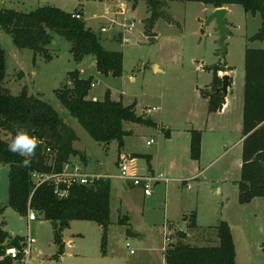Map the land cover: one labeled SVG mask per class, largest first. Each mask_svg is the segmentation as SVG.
Masks as SVG:
<instances>
[{
	"label": "rangeland",
	"instance_id": "374dc122",
	"mask_svg": "<svg viewBox=\"0 0 264 264\" xmlns=\"http://www.w3.org/2000/svg\"><path fill=\"white\" fill-rule=\"evenodd\" d=\"M124 2L128 9L117 12L116 6L123 10ZM45 5L82 11L87 26L97 33L101 44L107 50L123 52V75L100 74L92 63L93 56L77 62L71 42L60 36L47 46L52 56L47 61L31 49L18 48L0 25V43L7 63L5 86L14 95L26 88L29 94L52 104L73 127L79 136L74 146L88 157L87 170L107 174L111 179L112 216L106 258L102 226L86 220L72 221L63 231L66 243L60 258L54 222L39 214L37 220L29 221V213L23 216L6 206L0 217L6 221L11 239L5 243L20 235L24 239L29 234L36 238L30 254L22 260L14 259L15 264H167L165 250L178 241L218 245L217 226L222 221L231 227L238 264H264V197L257 196L249 202L240 200L242 150L234 144L242 136L245 52L248 47L264 48V40L252 39L261 27V14L253 15L241 5L232 4L226 16L228 32L223 52L218 24L215 19L209 20L214 10L199 1H169L165 9L178 23L159 18L155 33L146 35L145 20L150 13L145 0H138L135 8L133 0H0V6L23 12ZM131 21L134 27L126 31L124 23ZM216 65L221 70L214 73ZM74 69L83 70L85 77H94L95 85L88 97L102 100L110 90L111 97L125 105L136 102L137 110L155 125L126 122L124 127L133 132L124 137L123 147L116 140H94L56 95V90L71 85L69 71ZM225 74L230 75L232 82L228 91L231 107L220 115L210 110L209 96L222 87ZM213 100L216 103L218 98ZM193 128L201 130L197 159L191 156V148L188 152L186 141ZM2 135L11 140L10 134L3 131ZM151 139L153 142L147 144ZM73 160L84 162L79 156ZM122 162L134 166L140 174H150L151 165L156 169L160 175L152 182L150 196L118 176ZM193 173L197 179L190 178ZM184 177H188L186 183ZM8 192L9 166L0 164V205L8 204ZM184 207L196 212L200 228L189 229V236L180 238L179 223L173 233L169 223ZM120 210L127 215L121 216L127 221L125 224L118 222ZM127 229L140 236L128 238ZM71 239L73 245L69 248L67 241Z\"/></svg>",
	"mask_w": 264,
	"mask_h": 264
},
{
	"label": "trees",
	"instance_id": "16d2710c",
	"mask_svg": "<svg viewBox=\"0 0 264 264\" xmlns=\"http://www.w3.org/2000/svg\"><path fill=\"white\" fill-rule=\"evenodd\" d=\"M134 1V7L138 0ZM150 16L146 18V35L154 34L159 18L169 23H178L165 9L171 0H145ZM199 1L215 9L232 4L241 5L253 15L260 13L262 24L253 40H264V0H181ZM80 15V17H78ZM0 25L13 38L20 49H31L41 54L47 61L52 60L48 45L54 35L71 42V52L77 62L86 56H93L97 70L105 76L123 75V52L107 50L97 33L89 26L80 10L66 11L60 7L45 5L29 12L0 6ZM214 73L221 70L214 66ZM7 74L6 51L0 43V164L9 166L8 204L0 205V215L10 206L21 215H28L32 209L41 217L55 224V240L64 252L63 231L72 221H94L104 230L102 248L106 250V238L111 224L110 178L100 177L90 185L72 183L61 196L56 192L53 180L38 184L34 173H59L73 157L85 159L81 150L74 147L79 139L73 127L66 122L57 109L38 96L29 94L24 88L14 95L5 86ZM80 69L69 71L71 85L56 90V95L70 115L78 119L82 126L99 143L118 141L124 146V137L131 134L126 122L154 126L155 122L141 112L137 114L136 102L125 105L122 100L111 97L107 90L104 99L88 97L94 80L93 76L83 78ZM223 83V80H222ZM222 92V91H221ZM218 98L214 103L213 98ZM226 94L214 92L209 96L211 111L223 107ZM20 128L27 129L37 139L36 154L29 167L22 165L24 157L8 151V144ZM11 135V140L2 132ZM37 132L38 135L35 133ZM242 134V168L238 181L240 200L249 202L257 196L264 197V48L248 47L245 52V83ZM191 156L199 158L201 152V130L191 131ZM43 138L40 139L39 136ZM50 148V151L48 149ZM120 224L127 221L120 217ZM0 220V264H14V258L7 255L8 248L18 247L24 238L16 236L11 242V234ZM199 228L195 212H191L187 230ZM187 230H180L179 237L188 236ZM206 232V230H203ZM219 244L192 245L178 241L166 248L167 264H237L236 245L230 225L222 221L217 226ZM209 238V237H207Z\"/></svg>",
	"mask_w": 264,
	"mask_h": 264
},
{
	"label": "built area",
	"instance_id": "2783aa9c",
	"mask_svg": "<svg viewBox=\"0 0 264 264\" xmlns=\"http://www.w3.org/2000/svg\"><path fill=\"white\" fill-rule=\"evenodd\" d=\"M123 10L126 7L123 5ZM80 17V15H78ZM124 26L127 30H132L134 27V22L131 21L130 23H124ZM102 30H106V28H103ZM125 36V35H124ZM125 39V38H124ZM95 83H92V86H94ZM155 108V107H154ZM153 142V139L147 142V144H151ZM50 151V148L48 149ZM120 173L118 176L122 178L123 180H126L127 182H131L133 186L140 187L143 189L145 195H151L152 194V182L154 179H157L158 176H155L154 174H137L132 171L131 166L128 165L125 162L120 163L119 165ZM34 179L35 181L40 184L43 181L47 180H53L56 185V192L63 196L66 193V190H60L58 188V185L60 182H65L67 184V187L71 185L72 183H79V184H84V185H90L92 184L95 179L104 177L108 178V175H98V174H92L89 173L85 170L84 165L81 164L80 162L74 161L73 158L67 162L64 166V169L62 172L59 173H37L35 172L34 174ZM29 221L32 220H37L38 215L34 210H30L29 215H28ZM36 243V238H34L31 234L26 236L24 241L22 242V248H8L6 253L10 257L14 259H20L25 258L30 254V251L32 249V246ZM127 247L130 248L131 244L129 242L126 243ZM131 253H134V250L131 248L130 249ZM23 254V256H21ZM21 256V257H20Z\"/></svg>",
	"mask_w": 264,
	"mask_h": 264
},
{
	"label": "crops",
	"instance_id": "0c3cea01",
	"mask_svg": "<svg viewBox=\"0 0 264 264\" xmlns=\"http://www.w3.org/2000/svg\"><path fill=\"white\" fill-rule=\"evenodd\" d=\"M102 1V0H101ZM129 2V1H128ZM117 3V2H116ZM125 6L127 9H128V4L127 3H122V6ZM230 6L231 5H228V6H226V7H228L229 8V11H230ZM117 7V12H119V13H121V10H120V6H116ZM212 7V6H211ZM135 8V7H134ZM213 8V10H215V8L214 7H212ZM83 16H84V14H83ZM85 19V18H84ZM110 26H111V24H110ZM57 36L58 35H54V40H56V38H57ZM93 59V65L96 67V64H95V58L93 57L92 58ZM97 68V67H96ZM82 71V74H81V76L83 77V78H88L87 76L85 77L84 75H83V70H81ZM99 72V71H98ZM100 73V72H99ZM101 74V73H100ZM92 76V75H91ZM90 77V76H89ZM230 88V87H229ZM229 88H228V91H229ZM228 91H227V94H226V97H225V103H224V105H223V107L222 108H220L219 110H217V112H218V114H220V115H225V113H227V111H228V109H229V107H231L230 105H231V101H230V99L228 98ZM90 98V97H89ZM93 99H99V98H97L96 96L93 98ZM58 111V110H57ZM141 111V110H140ZM150 111V110H149ZM214 127V125L212 124V128H211V131H214L215 129L213 128ZM241 128V131H242V127H240ZM126 129H128V128H126ZM170 128H168L167 129V134H169L170 135V130H169ZM190 130V135H189V138L188 139H186V141H187V143H188V152H190V148H191V131L192 130H197V129H195V128H193V129H189ZM189 130H187V132H189ZM200 130V129H199ZM220 130H221V127H220ZM166 131V130H165ZM242 133V132H241ZM243 140H244V136H243V134H242V136H240V138H239V140L238 141H236L234 144L235 145H237L238 144V146L241 148V150L243 151ZM150 141V140H149ZM148 142V141H147ZM221 142V141H220ZM224 142V141H223ZM222 143V142H221ZM75 147V146H74ZM77 149V148H76ZM203 149V148H202ZM84 160V162H83V164H84V168H85V170L87 171V172H89L88 170H87V167H88V165H89V161H88V157H86L85 159H83ZM133 161V160H132ZM240 167L242 168V159H241V161H240ZM131 169H132V171L133 172H135V168H134V166L132 167L131 166ZM150 173H152V174H154V175H160L158 172H156V169L154 168V167H152V165H151V168H150ZM89 173H92V174H98V173H93V172H89ZM136 173V172H135ZM137 174H140V173H137ZM98 175H103V174H98ZM104 175H107V174H104ZM109 178V177H108ZM190 178H193V179H197L198 177H197V174L196 173H193L191 176H190ZM183 181H184V183H186L187 181H188V177H184V179H183ZM129 186H131V187H134L132 184H131V182H128L127 183ZM145 196H150V195H145ZM191 212H195V211H190V209H188V208H186V207H184V208H182L181 210H179V213H178V215H177V217H176V219L175 220H171L170 221V223H169V228H170V230H171V233H173L172 231H173V229L176 227V225L175 224H178L179 223V226H180V229H182V226L185 224V226H186V228H185V230H187V224L189 223V219L187 218V216L189 215V214H191ZM119 214H120V217L122 216V215H126V214H124L123 213V211H119ZM111 216H112V214H111ZM127 216V215H126ZM195 216H196V223H197V225H198V227H199V223H198V219H197V214H196V212H195ZM127 219H128V217H127ZM0 220L1 221H4L5 223H6V221L5 220H3L1 217H0ZM29 220V219H28ZM32 221H35V220H32ZM72 223V222H71ZM71 225V224H70ZM200 228V227H199ZM5 229H6V227H5ZM190 229H195V228H190ZM11 234V233H10ZM21 236V235H20ZM140 236V235H139ZM188 236H189V234H188ZM21 237H23V236H21ZM208 237V236H207ZM66 243V241L64 242V244ZM67 243H68V246L67 247H69V248H71L72 247V245H73V243H72V239L71 240H68L67 241ZM66 248V247H65ZM107 248V247H106ZM59 252V251H58ZM64 252H65V250H64ZM66 253H68V251L66 252ZM63 254L64 253H60V254H58V256L60 255V258H61V256H63ZM70 255L72 254V253H69ZM237 254H238V252H237V250H236V262L238 261V258H237ZM103 255L105 256V258L107 257L106 255H107V249L105 250V252H103ZM165 258H166V256H165ZM0 259H1V257H0ZM167 262V261H166ZM14 264H15V261H14ZM237 264H238V262H237Z\"/></svg>",
	"mask_w": 264,
	"mask_h": 264
},
{
	"label": "water",
	"instance_id": "95a60500",
	"mask_svg": "<svg viewBox=\"0 0 264 264\" xmlns=\"http://www.w3.org/2000/svg\"><path fill=\"white\" fill-rule=\"evenodd\" d=\"M229 13V8L228 7H221V8H216L213 13L211 14V16L209 17V20H216L217 24H218V28L220 30V44L222 47V51L225 52V40L227 39V21H226V16ZM154 38L151 37V40H153ZM96 64V61H95ZM222 80H223V85L222 87L217 89V92H223L224 94H227L228 88L231 87L232 82L230 80V75L229 74H225L224 76H222ZM96 100V99H94ZM140 112V110H137V114ZM37 135L38 133L35 132ZM40 139L43 138L42 135L39 136ZM58 188L60 190H66L67 189V184L65 182H60L58 185ZM186 226L185 224L182 226V230H185ZM126 236L128 238H133V237H139L138 233H135L133 231H131L130 229L126 230Z\"/></svg>",
	"mask_w": 264,
	"mask_h": 264
},
{
	"label": "clouds",
	"instance_id": "9594fccd",
	"mask_svg": "<svg viewBox=\"0 0 264 264\" xmlns=\"http://www.w3.org/2000/svg\"><path fill=\"white\" fill-rule=\"evenodd\" d=\"M38 143L37 139L27 129L20 128L14 139L8 144V151L18 154L24 159L22 165L29 167L32 163V158L36 154Z\"/></svg>",
	"mask_w": 264,
	"mask_h": 264
}]
</instances>
